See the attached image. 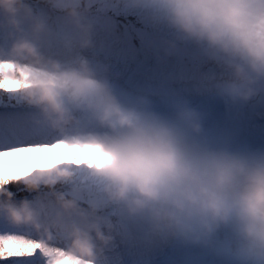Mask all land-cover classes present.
<instances>
[{
    "label": "clouds",
    "instance_id": "clouds-1",
    "mask_svg": "<svg viewBox=\"0 0 264 264\" xmlns=\"http://www.w3.org/2000/svg\"><path fill=\"white\" fill-rule=\"evenodd\" d=\"M194 54L226 106L264 105V0H122ZM91 0H0V62L32 72L17 95L32 125L97 146L94 164H37L0 183V220L87 264H135L121 244L195 249L203 264H264V140L210 122L182 91L126 87L101 54Z\"/></svg>",
    "mask_w": 264,
    "mask_h": 264
},
{
    "label": "rangeland",
    "instance_id": "rangeland-1",
    "mask_svg": "<svg viewBox=\"0 0 264 264\" xmlns=\"http://www.w3.org/2000/svg\"><path fill=\"white\" fill-rule=\"evenodd\" d=\"M91 4L95 14L98 37L111 48L109 54L120 52V57L128 60L127 64L123 66L118 63L114 66L115 70L121 73L120 82L126 87H140L141 85L147 87L143 82L145 79L140 80L141 73L139 75L138 69L131 62L132 60H137L145 65L146 70L152 76L157 74L169 78H184L190 74L195 76L198 67H201L208 75L214 71L188 50L171 56H163V53L157 55L155 45L158 43V38L143 29L135 15L124 8L122 0H91ZM0 66H15L10 75L22 78L23 86L27 84L32 72L28 66L12 62H0ZM2 83L0 81V85ZM202 83L201 85L197 81L190 80V82H185L181 91L194 104L205 110L211 107L210 122L232 129L241 136L254 141L264 140V116L262 115L264 105L253 102L243 106H226L222 100L208 90V80ZM22 87H18L11 94L13 97L11 103L21 109L23 108L17 103L16 94ZM175 88L176 85L169 82H153L150 90L162 96L176 90ZM0 95H3L5 102H8L9 93L0 91ZM9 179H12V175L11 173L6 174L3 162L0 160V183ZM20 180L18 178V181ZM120 251L125 254L126 259L134 261L135 264H203L208 259L206 254L199 250L155 246L140 242H125L121 244ZM76 258L83 264H87V261L79 257ZM8 259H12V257Z\"/></svg>",
    "mask_w": 264,
    "mask_h": 264
},
{
    "label": "snow or ice",
    "instance_id": "snow-or-ice-1",
    "mask_svg": "<svg viewBox=\"0 0 264 264\" xmlns=\"http://www.w3.org/2000/svg\"><path fill=\"white\" fill-rule=\"evenodd\" d=\"M15 66H0V91L9 93L8 102L0 95V160L6 174L12 179L3 181L17 196L23 193L19 183L37 164L77 162L92 165L97 146L79 139L59 138L45 128L31 124L24 109L11 103L22 78L10 75ZM35 254V255H34ZM12 257V259H8ZM0 262L3 264H83L78 258L68 256L60 249L47 247L32 235L15 229L0 220Z\"/></svg>",
    "mask_w": 264,
    "mask_h": 264
},
{
    "label": "bare ground",
    "instance_id": "bare-ground-1",
    "mask_svg": "<svg viewBox=\"0 0 264 264\" xmlns=\"http://www.w3.org/2000/svg\"><path fill=\"white\" fill-rule=\"evenodd\" d=\"M99 38V37H98ZM100 39V38H99ZM101 40V39H100ZM104 49V51H103ZM101 50V54L111 63L114 64L113 66H116L115 64H121L122 66L127 64L128 60L126 58H121L120 57V52H118L117 54H113L110 55L109 52L111 50V48L104 43V47ZM130 60V59H129ZM131 62H133V65L136 69H138L139 75L141 73V79L143 80V82H145V85H147L146 88L150 89L151 85L153 84V82H158V83H172L174 85H176V90L181 91L184 87L185 82H190V80L193 81H197L199 83H201V85L203 84V81L208 80V74H206L204 72V70L201 67H198L197 69V74H195V76H193V74L187 75L186 77H173V78H169L166 77L164 75H155L152 76L147 70L145 65H143L142 63H139L137 60H132ZM148 80V81H146ZM140 87H144V85H141ZM206 111L209 113V118L212 115V110L211 107L207 108ZM264 116V112L262 114ZM263 127V126H262ZM81 261V260H80Z\"/></svg>",
    "mask_w": 264,
    "mask_h": 264
},
{
    "label": "trees",
    "instance_id": "trees-1",
    "mask_svg": "<svg viewBox=\"0 0 264 264\" xmlns=\"http://www.w3.org/2000/svg\"><path fill=\"white\" fill-rule=\"evenodd\" d=\"M20 195H24V193H20Z\"/></svg>",
    "mask_w": 264,
    "mask_h": 264
}]
</instances>
